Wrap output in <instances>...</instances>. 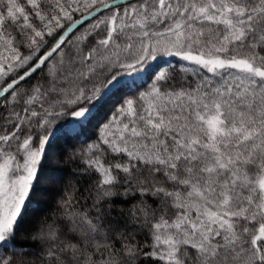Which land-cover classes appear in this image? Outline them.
<instances>
[{
	"label": "snow or ice",
	"instance_id": "snow-or-ice-1",
	"mask_svg": "<svg viewBox=\"0 0 264 264\" xmlns=\"http://www.w3.org/2000/svg\"><path fill=\"white\" fill-rule=\"evenodd\" d=\"M0 264H264V0H0Z\"/></svg>",
	"mask_w": 264,
	"mask_h": 264
},
{
	"label": "trees",
	"instance_id": "trees-1",
	"mask_svg": "<svg viewBox=\"0 0 264 264\" xmlns=\"http://www.w3.org/2000/svg\"><path fill=\"white\" fill-rule=\"evenodd\" d=\"M77 147H80V145H77ZM68 151L70 153L71 149H69ZM52 163L58 168L64 170V172L61 174L62 179L59 180L57 187L50 186L51 181H48L44 185H42V187L46 189V191L38 197L40 203L37 215H54L58 209L59 201L61 198L60 188L68 184L69 182H75L73 179L74 164L73 162L68 160L67 155H65L63 159L57 158L53 160Z\"/></svg>",
	"mask_w": 264,
	"mask_h": 264
},
{
	"label": "rangeland",
	"instance_id": "rangeland-1",
	"mask_svg": "<svg viewBox=\"0 0 264 264\" xmlns=\"http://www.w3.org/2000/svg\"><path fill=\"white\" fill-rule=\"evenodd\" d=\"M58 183H59V181H56V182L51 181L50 186L57 187Z\"/></svg>",
	"mask_w": 264,
	"mask_h": 264
}]
</instances>
